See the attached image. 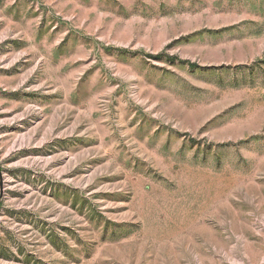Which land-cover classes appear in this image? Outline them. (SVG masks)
Returning a JSON list of instances; mask_svg holds the SVG:
<instances>
[{
	"label": "rangeland",
	"instance_id": "rangeland-1",
	"mask_svg": "<svg viewBox=\"0 0 264 264\" xmlns=\"http://www.w3.org/2000/svg\"><path fill=\"white\" fill-rule=\"evenodd\" d=\"M0 264H264V0H0Z\"/></svg>",
	"mask_w": 264,
	"mask_h": 264
},
{
	"label": "water",
	"instance_id": "water-1",
	"mask_svg": "<svg viewBox=\"0 0 264 264\" xmlns=\"http://www.w3.org/2000/svg\"><path fill=\"white\" fill-rule=\"evenodd\" d=\"M2 196V179H1V174H0V198Z\"/></svg>",
	"mask_w": 264,
	"mask_h": 264
}]
</instances>
